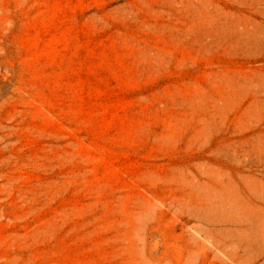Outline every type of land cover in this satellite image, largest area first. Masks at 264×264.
I'll list each match as a JSON object with an SVG mask.
<instances>
[{
  "label": "rangeland",
  "instance_id": "rangeland-1",
  "mask_svg": "<svg viewBox=\"0 0 264 264\" xmlns=\"http://www.w3.org/2000/svg\"><path fill=\"white\" fill-rule=\"evenodd\" d=\"M0 264H264V0H0Z\"/></svg>",
  "mask_w": 264,
  "mask_h": 264
}]
</instances>
